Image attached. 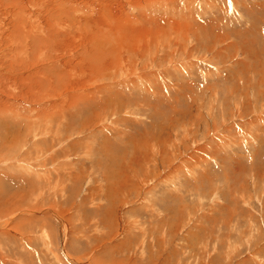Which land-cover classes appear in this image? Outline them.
Listing matches in <instances>:
<instances>
[{
	"label": "rangeland",
	"instance_id": "374dc122",
	"mask_svg": "<svg viewBox=\"0 0 264 264\" xmlns=\"http://www.w3.org/2000/svg\"><path fill=\"white\" fill-rule=\"evenodd\" d=\"M46 1H0V25ZM130 1L75 12L127 26L102 60L50 81L58 97L3 94L0 264H264V0ZM76 39L37 63H77ZM38 65L3 73L17 84Z\"/></svg>",
	"mask_w": 264,
	"mask_h": 264
},
{
	"label": "bare ground",
	"instance_id": "6f19581e",
	"mask_svg": "<svg viewBox=\"0 0 264 264\" xmlns=\"http://www.w3.org/2000/svg\"><path fill=\"white\" fill-rule=\"evenodd\" d=\"M1 2L5 1V0H0ZM11 1L14 5L16 3V0H9ZM18 1V0H17ZM25 0H19V2H24ZM88 0H47L44 5H39L40 9H38V11L36 12V14H33L32 12L35 10H33L32 12H28V13H25V12H22V8L20 6L17 7V12H16V17L13 18L12 15L9 19H11V23H10V28L9 30L6 31V27H2V25H0V39H4L6 41V44H9V60H5V57H2L0 59V93H2L0 95V116L2 117V115L5 114L6 112V107H5V102H7V99L8 97L5 96V98L3 97V94L4 92H7L8 91V87L9 86H15L18 90V97H20L21 99H26V95H29V96H35V97H38L40 98L41 95H46V96H57L58 97V91H60L59 89L56 90L55 87H52L53 89L50 90V91H47V87H49L51 89V86L49 85L51 82H54L56 81L55 79L56 78H62L64 77L65 79H67V75H72V73L76 72V71H79V70H83L84 67H86L87 69L90 68V65L91 63H95V61H97V59L93 58V60L90 58L92 55L94 54H100L101 52V56L100 58L102 57V54L105 53V51L109 50L110 47H114L116 48V46H119L122 44L119 43L120 41L117 40L118 36L119 38L121 37L120 33H116L115 31L118 32V30H120L122 27H124V30H126V26L127 24H124L125 26H121L120 27L117 25V27H119L117 30L115 28V33H113L112 29V24H110L109 26H111V30H105V24L107 25V23L111 22L112 19H109L108 22H106L104 25V29L102 27H100L101 23L103 21H101L100 23L96 20V23L98 22L100 25L92 22L90 19V17L85 13V16H83L81 19H79L77 22L76 20V17H75V12L76 11H82L84 10V6H86L88 3H87ZM89 1H93V0H89ZM145 1V0H144ZM149 2H152L153 0H148ZM146 0V2H148ZM36 2V1H35ZM56 4H55V3ZM109 2V1H107ZM120 2V1H119ZM119 2H113V7H114V3L115 5L118 3L119 5ZM127 2V6L129 3H132L130 0H126ZM136 2V0H135ZM140 2L141 4H146L147 3H142V1H139V3L137 2V4L140 5ZM52 3V6H50ZM90 3V2H89ZM122 3V2H121ZM120 3V4H121ZM124 3V2H123ZM134 3V2H133ZM39 4V3H38ZM136 4V3H134ZM14 5H11V7H13ZM25 5V4H24ZM55 5V6H53ZM100 5L102 7H98L96 10L98 11V14H100L101 16H103L104 18L105 17H110L109 16V10L110 7V3H107V4H103L102 5V2H100ZM108 5V6H107ZM117 5V6H118ZM149 5V4H148ZM23 6V5H22ZM129 6H131L129 4ZM143 6V5H142ZM152 6V5H151ZM16 7V6H15ZM43 7V8H41ZM109 7V8H108ZM122 6H120L121 8ZM138 7V6H137ZM147 6H145L146 8ZM153 7V6H152ZM155 7V5H154ZM125 9V7H122ZM122 8H121V11H122ZM135 8V7H134ZM133 8V9H134ZM140 8V6H139ZM150 8V6H149ZM10 9V8H9ZM115 9H118V8H115ZM112 10H114L112 8ZM131 11V10H130ZM140 11V12H139ZM139 14L141 13V10H139ZM11 12V11H10ZM111 12V11H110ZM137 12V13H138ZM144 12V9L143 11ZM118 12H115V14H117ZM119 13H121L119 11ZM7 14V13H5ZM90 14V13H89ZM114 14V15H115ZM43 15V16H42ZM93 16H95L94 14H92ZM97 15V14H96ZM122 16V14H119ZM142 15H144L142 13ZM6 16V15H5ZM40 16H42V19L43 18H46L48 17L49 20H51L50 25L51 27L57 29L60 25H61V30H63V34L59 33V34H55V32H58V31H51L50 33L47 31V33H49L51 36L50 37H45V34H40V32H43V28L47 29V24H49L47 22L46 25L42 24V23H38L39 20L37 19H40ZM118 16V14H117ZM135 16V15H134ZM97 17V16H96ZM95 17V18H96ZM112 17V16H111ZM141 17V16H139ZM2 18V17H1ZM63 18V21L66 23V24H62L59 22L60 19ZM119 18V17H118ZM116 17V20L114 21H119L120 18L118 19ZM8 19V20H9ZM98 19V17H97ZM123 19V17H122ZM121 19V20H122ZM2 20V19H1ZM0 20V21H1ZM95 20V19H94ZM101 20V19H100ZM112 20V21H113ZM125 20V18H124ZM122 20V21H124ZM151 20V21H150ZM163 20V19H162ZM161 20V21H162ZM62 21V20H61ZM105 21V20H104ZM107 21V19H106ZM113 21V22H114ZM139 24L143 27H152L153 24V20L149 17L147 18L145 21L143 19H139ZM2 22V21H1ZM0 22V23H1ZM130 22V21H129ZM134 22V21H133ZM114 23H117V22H114ZM113 23V25H115ZM121 24V22L119 21L118 24ZM136 23H137V19H136ZM2 24V23H1ZM109 24V23H108ZM139 25V26H140ZM41 26V27H40ZM108 26V25H107ZM116 26V25H115ZM132 26V25H131ZM146 27V28H147ZM42 28V29H41ZM128 28V27H127ZM131 28V27H129ZM136 28V27H135ZM142 28V27H141ZM134 29V27H133ZM133 29H128V31H131ZM143 29V28H142ZM137 30H138V27H137ZM149 30V29H148ZM45 31V30H44ZM122 30H120L121 32ZM140 31V30H139ZM138 31V32H139ZM189 31V30H188ZM39 32V33H38ZM60 32V31H59ZM144 33L146 31H143ZM142 32V33H143ZM151 32H154V31H151ZM136 33V32H135ZM141 33V31H140ZM55 34V35H54ZM137 34V33H136ZM136 34H135V40L136 39ZM154 34V33H153ZM133 35V34H132ZM144 35H147V34H144ZM149 35V34H148ZM147 35V36H148ZM178 35V34H177ZM44 36V37H43ZM59 36H61V39L59 40ZM122 36H123V33H122ZM134 36V35H133ZM77 38L78 40H80V43H83L82 45L86 46V47H82V48H79V49H82L81 54L75 58L76 62L77 63H73L72 61L69 62V64H65V65H62L60 67L59 70L55 71L52 75L51 71L49 72V68L50 67H47L45 66L44 64L47 62V60L43 63H37L39 60H43L44 57H45V53L47 51H51L52 50V53L53 51L57 52L58 54L60 53H63V49L66 51V49L64 47H66L67 45H65L64 47L61 46L59 43H61L62 41L64 42V40H66V38ZM143 37V36H142ZM145 37V36H144ZM118 38V39H119ZM130 38V37H129ZM139 38H141L139 36ZM147 38V37H146ZM76 39V40H77ZM90 39V40H89ZM127 38H124V40H126ZM132 39V37H131ZM62 40V41H61ZM133 40V39H132ZM3 41V40H2ZM61 41V42H60ZM71 41V40H70ZM74 41V40H73ZM123 41V40H122ZM69 43V41H66ZM125 42V41H124ZM127 42V41H126ZM134 42V40H133ZM64 44V43H63ZM129 44V43H128ZM127 45V44H125ZM125 45L123 47H125ZM91 46V47H90ZM127 46H130L127 45ZM126 46V47H127ZM70 47V46H69ZM68 47V48H69ZM89 47V48H87ZM120 47V46H119ZM147 47V46H145ZM149 47V46H148ZM67 48V50H68ZM117 49V48H116ZM114 49V51L116 50ZM91 52L89 53L90 56H88L91 60V62H87V61H84V59L87 57H84L85 55H87L88 52ZM116 52V51H115ZM48 55H50L49 53H47ZM65 54V53H64ZM76 54V53H75ZM88 54V55H89ZM146 54V53H145ZM5 55V54H4ZM53 56L56 55L55 53L52 54ZM6 56V55H5ZM7 57V56H6ZM50 57V56H49ZM69 57V56H68ZM87 57V58H88ZM99 57V56H98ZM51 58V57H50ZM66 58V57H64ZM70 58V57H69ZM104 58V57H102ZM101 58V60H102ZM74 59V58H73ZM54 60H57V56L55 57ZM53 60V61H54ZM95 60V61H94ZM99 60V59H98ZM49 61V60H48ZM52 61V60H51ZM40 62V61H39ZM50 62V61H49ZM98 62V61H97ZM30 63H35V64H39L37 66V68H35V70L32 72V74L30 73L28 76H26L27 74H25V77L23 76V78H20L18 79L17 81V84L15 83V78L17 80L18 76L17 77H11L4 72H9L11 75H13L14 72H17V73H21L23 72L24 70L26 71V69L28 68L29 64ZM53 63V62H52ZM68 63V62H67ZM102 64V63H101ZM51 65V64H50ZM53 65V64H52ZM54 67V66H53ZM89 67V68H88ZM54 69V68H53ZM85 69V70H87ZM98 71V70H97ZM57 72V73H56ZM83 73L85 71H82ZM81 72V73H82ZM71 73V74H70ZM88 73V72H87ZM86 73V74H87ZM78 74V73H77ZM85 74V73H84ZM21 75V74H20ZM75 75V74H74ZM56 76V77H55ZM77 77L74 78V80H76ZM83 79V78H82ZM51 81V82H50ZM63 81V79H62ZM65 82V81H64ZM67 82V81H66ZM79 82V80H78ZM63 83V82H61ZM70 83V82H69ZM53 84V83H52ZM51 84V85H52ZM67 84V83H66ZM71 84V83H70ZM68 87L70 86L69 84H67ZM65 85V86H67ZM59 87V86H58ZM61 87V86H60ZM62 87H64V85H62ZM67 87V88H68ZM66 88V87H65ZM12 89V88H11ZM62 90V89H61ZM64 90V89H63ZM48 92V93H47ZM15 95V94H14ZM43 97V96H42ZM56 97V98H57ZM15 98H16V95H15ZM38 98L36 100H38ZM13 99V98H12ZM11 99V100H12ZM9 100V99H8ZM14 100V99H13ZM31 100V99H29ZM67 100V99H65ZM22 101V100H21ZM15 102V101H13ZM12 102V103H13ZM9 102H7V105H8ZM53 103V102H52ZM55 103V102H54ZM57 103V102H56ZM64 103V102H63ZM60 104H53L51 105V107H60L59 106ZM14 106H12L13 108ZM24 108V107H23ZM38 109V108H37ZM52 110V109H50ZM39 111V110H38ZM55 111V110H54ZM52 111V114L53 112ZM57 111H60V109ZM18 112V111H17ZM22 112V111H21ZM20 112V113H21ZM56 112V111H55ZM54 112V114H55ZM57 113V112H56ZM58 114V113H57ZM51 115H49V113H45L44 114V118L46 121L47 118L51 119V117H53V115L50 117ZM0 117V119H1ZM15 117V116H14ZM17 117V116H16ZM4 119V118H2ZM1 119V120H2ZM11 119V117H10ZM7 120V119H5ZM9 120V119H8ZM13 120V119H12ZM15 121V120H14ZM9 122V121H8ZM16 122H20V121H17ZM30 123V122H29ZM98 123V122H97ZM25 124V123H23ZM5 125V124H4ZM8 137V136H7ZM6 141V140H5ZM12 141V140H11ZM6 144V147H8L7 143L5 142ZM4 144V145H5ZM225 150V149H224ZM164 159V158H163ZM166 160V159H165ZM159 161H157V164H158ZM143 181L139 182L142 183ZM116 191V190H115ZM125 193V192H124ZM117 195V194H116ZM115 197V196H114ZM122 200V199H121ZM27 204V203H26ZM116 205V204H115ZM122 206V205H121ZM149 207V206H148ZM3 210V209H2ZM1 213V212H0ZM7 220V219H6ZM2 223V222H1ZM2 225V224H1ZM127 225V224H126ZM14 228V227H13ZM12 229V228H11ZM113 229V228H112ZM123 229V228H122ZM109 230V229H107ZM121 231V230H120ZM105 232V231H104ZM112 232V231H111ZM8 233V232H7ZM108 233V232H107ZM106 233V234H107ZM125 233V232H124ZM111 234V233H109ZM118 234V233H117ZM116 234V235H117ZM91 247V246H90ZM114 250V249H113ZM104 251V250H103ZM94 254V253H93ZM98 263V262H97ZM99 264V263H98Z\"/></svg>",
	"mask_w": 264,
	"mask_h": 264
}]
</instances>
